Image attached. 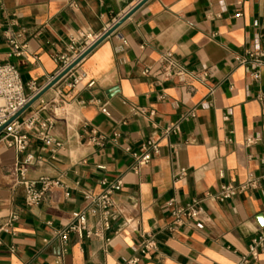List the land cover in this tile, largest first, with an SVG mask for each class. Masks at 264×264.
I'll return each mask as SVG.
<instances>
[{
    "label": "crops",
    "instance_id": "1",
    "mask_svg": "<svg viewBox=\"0 0 264 264\" xmlns=\"http://www.w3.org/2000/svg\"><path fill=\"white\" fill-rule=\"evenodd\" d=\"M138 2L0 0V62L13 64L23 84L42 88L71 36L101 34ZM7 31L21 33L22 56L10 55ZM263 43L264 0L142 4L82 59L86 76L78 86L53 85L21 114L54 118L50 133L61 148L52 152L34 137L24 152L0 143V226L9 223L0 231V264H117L133 256H140L138 264H237L264 227V65L254 79L238 58ZM167 50L186 68L182 81L154 72ZM147 66L150 76L142 74ZM177 121L178 132L160 138L150 163L131 171V152ZM92 130L106 136L101 145L90 140ZM27 154L33 159L26 179L61 182L35 206L24 202L18 171ZM181 168L186 174L178 177ZM103 178L122 182L109 227L97 209L88 211L87 225L99 235L72 232L64 252L55 232L73 212L87 210L84 192H101ZM248 178L258 185L223 202L202 201L210 216L203 228L170 229L169 199H203ZM147 234L156 249L141 255ZM249 264H264V253Z\"/></svg>",
    "mask_w": 264,
    "mask_h": 264
},
{
    "label": "built area",
    "instance_id": "2",
    "mask_svg": "<svg viewBox=\"0 0 264 264\" xmlns=\"http://www.w3.org/2000/svg\"><path fill=\"white\" fill-rule=\"evenodd\" d=\"M73 5L75 3L71 2L70 6ZM237 15H240V13H237ZM104 32L94 35L87 31H80L75 36H71L66 52L56 56V59L60 61V66L56 74L49 78L47 84L79 58ZM20 36L21 33L6 32L5 37L10 46V55L22 56L24 54L25 44L19 41ZM81 61L82 59L54 85L61 82L70 89L78 86L86 76L85 72L80 68ZM238 64L242 66L249 65L252 70V77L257 79L259 76V68L264 65V43L261 46L248 49L244 55L238 58ZM152 71V67L147 66L143 69L142 74L144 76H150ZM154 72L163 81L174 78L182 81L187 74L184 64L171 50L164 51L160 54ZM40 89L34 82H29L26 85L23 84L20 74L13 64L0 62V127L6 124L0 133V143L6 148H14L18 152H24L29 146L30 137L39 140L45 147H51L52 152H56L61 148L62 144L50 133L54 125V118L43 119L38 112H32L24 117L20 115L9 122ZM145 111V108L136 110V112L140 113H144ZM150 113L152 114V112ZM188 115L194 116L193 111L191 110ZM184 118L185 115L181 116L180 119ZM178 130L179 121L163 130L158 138H147L137 151L131 152L132 162L130 164V170L137 173L147 166L152 157L159 152L160 138L168 135L170 132H178ZM116 136L117 134H115ZM105 139L106 136L104 134H98L97 131L92 130L90 140L93 143L101 145ZM32 159V155L27 154L23 164L18 166L20 183L24 189V202L27 206L39 204L47 193L51 191L53 186L61 185V182L57 179L51 180L44 177L38 180L26 179L24 176L26 165ZM185 174V169L181 168L177 176L181 177ZM261 179L264 180V174L261 176ZM258 180V178H248L245 182L239 184H223L215 192H206L203 199L194 198L184 204L177 203L174 198L169 199L166 205L170 210V229L172 230L184 224H187L192 229L203 228L210 221V216L202 204L204 199L207 198L212 201L223 202L247 189L255 188L258 185ZM100 183L101 192L97 194L91 190L84 192V198L87 201V210L73 212L70 222L55 232L56 237L62 242L64 252L68 245L69 234L72 232L86 237L99 235L98 230H91L87 225L88 211L93 212L97 209L100 212L103 227H109L111 209L114 206L113 196L122 189V182L120 179L108 180L103 178ZM15 218L16 216L12 215L10 220H14ZM8 229L9 223L0 226V231H8ZM1 243L0 239V246ZM154 249H156V241L152 235L147 234L138 245V251L141 255H145ZM261 253H264V227L259 229L251 239L247 247V252L240 257L237 264H249L251 261L257 260ZM139 261L140 256H133L117 264H138Z\"/></svg>",
    "mask_w": 264,
    "mask_h": 264
},
{
    "label": "water",
    "instance_id": "3",
    "mask_svg": "<svg viewBox=\"0 0 264 264\" xmlns=\"http://www.w3.org/2000/svg\"><path fill=\"white\" fill-rule=\"evenodd\" d=\"M147 0H139L137 4H135L128 12H126L121 18H119L110 28H108L99 38L98 40L89 47L79 58H77L74 62H72L65 70H63L60 74H58L53 80H51L48 84L43 86L39 92H37L29 102L13 117L9 120L12 121L19 117L32 103H34L37 99H39L48 89H50L62 76H64L70 69H72L81 59H83L90 51H92L101 41H103L107 36H109L121 23H123L129 16H131L142 4H144ZM7 122V123H9ZM6 125V124H5ZM0 127V133L4 126Z\"/></svg>",
    "mask_w": 264,
    "mask_h": 264
}]
</instances>
